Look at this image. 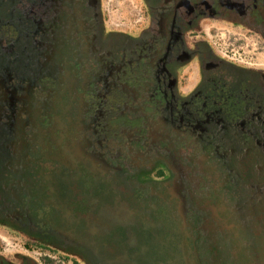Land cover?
Returning a JSON list of instances; mask_svg holds the SVG:
<instances>
[{
	"label": "flooded vegetation",
	"instance_id": "obj_1",
	"mask_svg": "<svg viewBox=\"0 0 264 264\" xmlns=\"http://www.w3.org/2000/svg\"><path fill=\"white\" fill-rule=\"evenodd\" d=\"M142 1L145 25L135 33L120 25L106 32L102 0H0V43L23 27L31 40L24 51L37 64L24 75L13 59L17 39L4 45L0 224L88 264H162L156 246L184 259L189 220L210 232L208 246L221 235V264H264V72L221 57L197 36L218 21L264 38V0ZM39 126L44 161L2 146ZM156 165L172 178L137 183ZM23 178L32 199L40 190V205L18 200ZM150 199L182 213L169 224L176 242L166 240L168 217ZM0 264L42 263L17 256Z\"/></svg>",
	"mask_w": 264,
	"mask_h": 264
},
{
	"label": "rangeland",
	"instance_id": "obj_2",
	"mask_svg": "<svg viewBox=\"0 0 264 264\" xmlns=\"http://www.w3.org/2000/svg\"><path fill=\"white\" fill-rule=\"evenodd\" d=\"M3 7L1 6L2 13L7 12L6 7ZM102 7L106 32L115 29L116 25H120L118 29L138 30L135 33H139L145 25L143 23L144 3L142 0H102ZM17 29L21 32L20 36H24L23 27H17ZM205 31V33L197 35L198 39L207 41L221 57H226L231 62L243 66L254 65L264 72V38L259 37L258 32L218 21L209 22ZM8 36H13L12 40L15 39V33L11 30H9ZM26 36H24L25 39ZM24 38L23 40H25ZM27 38L29 39L28 36ZM19 40V45H22V40ZM24 58L25 56H21L19 62L22 63V67L27 66V70L30 68L31 71L32 62L27 65ZM170 178L172 175L168 169L156 165L148 172L141 173L135 180L137 183H143L160 182ZM262 196L264 199V191ZM78 200L81 199L78 198ZM125 207H127L126 204H122L118 206L117 210H123ZM17 256L42 264H88L72 252L48 244V242H41L0 224V257L11 260Z\"/></svg>",
	"mask_w": 264,
	"mask_h": 264
},
{
	"label": "trees",
	"instance_id": "obj_3",
	"mask_svg": "<svg viewBox=\"0 0 264 264\" xmlns=\"http://www.w3.org/2000/svg\"><path fill=\"white\" fill-rule=\"evenodd\" d=\"M1 3V2H0ZM6 7H9L10 9V4L7 2ZM0 22H1V17H0ZM14 31V30H13ZM21 35V32L20 30L18 31V34L17 36H15V39L13 41H10L8 40V42L6 40L3 39L2 43H0V82H1V85L5 82H7V80L9 79V72L7 70H5L4 72L3 69L5 68L4 66L7 64V61L9 62V59L6 57V61L4 59V55H3V49H4V45L6 46H11L13 44H15V40L18 39V43L17 44H20V40H22L23 44L22 45H17V53L14 54L13 56V59L14 57L17 58L18 62L19 60L21 59V56H25V54L27 55V57L25 56V60L27 61V65L29 62H32V68L35 67V59H32L33 57L31 56V53L27 52L26 50L24 51V46L23 45H26L28 44V42L31 44V40L27 38L26 36V39L24 38V36H20ZM23 38L25 40H23ZM0 42H1V37H0ZM20 50H22L23 52H19ZM3 56V57H2ZM12 60V59H10ZM24 73V75H29L28 73L30 72V68L29 70H27V66L26 67H22L21 69ZM52 78L50 76H47L44 78V81H48V82H52ZM54 81V80H53ZM57 89L54 88V92L55 90ZM57 93V92H56ZM31 120H35L33 121V124H39V122L41 121V118L37 115V116H33L31 117ZM48 120H44V122H47ZM45 125V126H44ZM42 124V126L44 128H46V124ZM39 131L36 130V129H33V133H29V131L27 132L26 130H19V134H17V138H16V142H11L9 143L6 139V141H3L2 142V146L6 147V148H9V147H13L14 149H17L19 151H21L20 149H24L22 150L23 153H25V158L27 157H31L32 159H35L37 157V154L39 155V153L43 156H41L40 158V161H44L46 158H44V154L47 153V145L46 144V135L41 133L40 132V126L38 127ZM27 132V133H26ZM31 149L33 150L32 153H35V154H28ZM9 152L11 153V151L9 150ZM180 155H182V151L180 152ZM206 161H209V160H206ZM25 162V161H24ZM44 166V165H43ZM41 169L43 170V167H41ZM60 169V168H59ZM57 168H53L52 167V171H56V170H59ZM45 170V169H44ZM43 170V171H44ZM41 172V174L38 175V180L42 179V177H45V174L44 172ZM61 171V169H60ZM58 175V174H57ZM37 180V181H38ZM41 181V180H40ZM20 186H18L17 188V198L18 200H23L25 203H27L28 201H33V202H37L39 205L41 203V195L39 194L40 190L37 191V194H38V198H35V199H32V196L33 194L35 193V191H30V188L32 185H29L27 183V181H24V178L21 180L20 182ZM9 187V186H8ZM9 193V192H8ZM198 194L200 195V191H198ZM193 196L194 198H197L198 199V195L197 194H194L193 193ZM185 197H186V201H185V205H183V215L186 217H193V213L192 211H195L191 206L190 207H185L186 205H190V203L192 202L191 199H192V194H191V197H189L186 193H185ZM148 199V198H147ZM153 199H150L148 202H147V205H149L153 210H157L158 213L161 215V216H164V215H167L166 217V220L168 219L169 222H167L165 225H164V220H163V228L165 229L166 231V240H168L169 238L174 240V242H176V240H178L177 238V231L175 229H173L172 227H169V224H174L172 223V221L174 220V218H177V217H182V213L179 214V216H174L173 213H169L168 212V209L166 208V205L163 204V203H160L159 201H155L154 200L152 201ZM196 200V199H195ZM199 200H205L204 197L203 198H200L199 197ZM197 201V200H196ZM195 202V201H194ZM203 204L199 203L201 205L198 206V204L195 206V208L197 210H202L206 207V204L204 202H202ZM221 203V202H220ZM205 204V205H204ZM203 206V207H202ZM208 207V206H207ZM8 208H10L8 206ZM41 210L43 208L39 207ZM202 208V209H201ZM151 209V210H152ZM40 210V211H41ZM168 212L169 214H166L165 212ZM184 216H183V220H184ZM173 219V220H172ZM159 221L156 216L153 217V221ZM189 229H188V233L187 235L183 236V238H185V240L183 241L182 243V250H181V253L184 255V259H175L173 261V259L176 257V256H172L171 254L174 253V251L176 250L173 249L172 250H169L168 248H170V246H166V250L163 252V245H161L159 248L156 246V252H157V255L160 253H164V257H161L164 262H160L162 264H209L210 262H219V264H221L222 262V241H221V235L219 236V238L216 239V241H214V245L212 247L211 246H208L207 244H211L209 243V235H210V232L208 230H204L202 229L197 223H193L191 224V222L188 220L187 222V225H186ZM169 231L173 232L176 234V235H171L169 234ZM165 248V247H164ZM174 248V247H173ZM155 252V251H154ZM153 252V253H154ZM176 252V251H175ZM170 253V254H169ZM169 254V255H168ZM157 256H154L152 255L151 256V260L153 259H156Z\"/></svg>",
	"mask_w": 264,
	"mask_h": 264
}]
</instances>
